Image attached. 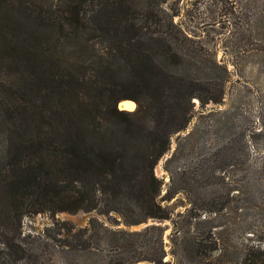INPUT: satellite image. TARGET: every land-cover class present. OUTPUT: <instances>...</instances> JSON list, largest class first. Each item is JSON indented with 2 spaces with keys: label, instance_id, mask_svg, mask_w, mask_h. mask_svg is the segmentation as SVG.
Here are the masks:
<instances>
[{
  "label": "trees",
  "instance_id": "16d2710c",
  "mask_svg": "<svg viewBox=\"0 0 264 264\" xmlns=\"http://www.w3.org/2000/svg\"><path fill=\"white\" fill-rule=\"evenodd\" d=\"M190 40L161 1L0 2V57L14 70L6 73V90L17 91L0 103V225L18 226L24 215L46 211H95L84 231L99 224L100 240L118 249L143 232L113 228L100 215L127 226L170 218L157 199L163 180L155 167L172 136L188 128L194 98L202 106L223 98V90L209 88L211 71ZM124 99L137 109H120ZM192 138L181 137L165 162L164 200L189 188L182 184L192 167L177 160ZM182 246L195 264H264V233L235 255L220 249L213 231ZM143 252L118 264L140 261ZM173 253L178 261L184 256ZM162 256L147 258L158 264Z\"/></svg>",
  "mask_w": 264,
  "mask_h": 264
},
{
  "label": "rangeland",
  "instance_id": "374dc122",
  "mask_svg": "<svg viewBox=\"0 0 264 264\" xmlns=\"http://www.w3.org/2000/svg\"><path fill=\"white\" fill-rule=\"evenodd\" d=\"M10 1L18 0H0ZM22 1L42 5L46 0ZM154 1H161L189 33L192 48L201 50L211 71L206 75L209 88L223 90L220 103L202 106L194 98L188 128L172 136L171 149L155 167L157 177L163 180L157 199L169 207L170 218L148 217L127 226L100 215L113 228L143 232L128 235L127 248L115 249L105 239L100 240L105 232L99 224L84 231L90 219L98 216L95 211L26 214L18 226L0 225V264H118L121 257L134 254L136 249L144 251V256L132 264H156L147 258L153 252L163 255L158 264H195V258L178 246L182 243L188 249L200 232H215L220 249L231 255L264 233V0ZM1 59L0 103H7L17 91L6 90L12 81L6 73L14 70L11 66L6 71ZM123 101L130 100H121L120 109H137V102L131 101L133 106L127 107ZM190 132L193 138L177 160L192 167L182 184L189 188L164 200L170 186L165 162L173 156L181 137ZM152 220L165 222L157 225ZM175 250L184 254L179 261ZM219 254L217 251L213 256Z\"/></svg>",
  "mask_w": 264,
  "mask_h": 264
},
{
  "label": "water",
  "instance_id": "95a60500",
  "mask_svg": "<svg viewBox=\"0 0 264 264\" xmlns=\"http://www.w3.org/2000/svg\"><path fill=\"white\" fill-rule=\"evenodd\" d=\"M126 100H129V99H126ZM130 101H133V100H130ZM159 171H161L160 168H159ZM152 222H156L157 225H160V224L164 223L165 221L164 220H152Z\"/></svg>",
  "mask_w": 264,
  "mask_h": 264
},
{
  "label": "bare ground",
  "instance_id": "6f19581e",
  "mask_svg": "<svg viewBox=\"0 0 264 264\" xmlns=\"http://www.w3.org/2000/svg\"><path fill=\"white\" fill-rule=\"evenodd\" d=\"M123 105H126L127 107H132L133 106V102H131V101H123Z\"/></svg>",
  "mask_w": 264,
  "mask_h": 264
}]
</instances>
